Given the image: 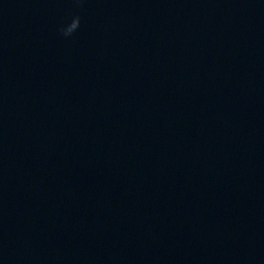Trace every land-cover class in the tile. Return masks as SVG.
Returning a JSON list of instances; mask_svg holds the SVG:
<instances>
[{
  "label": "water",
  "instance_id": "obj_1",
  "mask_svg": "<svg viewBox=\"0 0 264 264\" xmlns=\"http://www.w3.org/2000/svg\"><path fill=\"white\" fill-rule=\"evenodd\" d=\"M0 264H264V0H0Z\"/></svg>",
  "mask_w": 264,
  "mask_h": 264
},
{
  "label": "clouds",
  "instance_id": "obj_2",
  "mask_svg": "<svg viewBox=\"0 0 264 264\" xmlns=\"http://www.w3.org/2000/svg\"><path fill=\"white\" fill-rule=\"evenodd\" d=\"M65 34H67V33L65 32Z\"/></svg>",
  "mask_w": 264,
  "mask_h": 264
}]
</instances>
